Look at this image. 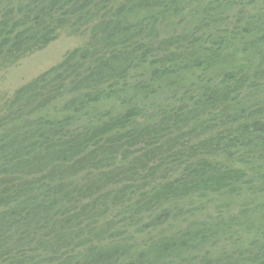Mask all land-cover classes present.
Wrapping results in <instances>:
<instances>
[{"label":"trees","instance_id":"16d2710c","mask_svg":"<svg viewBox=\"0 0 264 264\" xmlns=\"http://www.w3.org/2000/svg\"><path fill=\"white\" fill-rule=\"evenodd\" d=\"M59 33L85 44L0 100V264H264V201L246 215L205 211L264 181L232 164L264 163L257 72L207 74L227 56L264 62V0H0V69ZM163 85L176 105L134 128ZM142 158L169 176L150 183ZM105 162L119 166L80 205L92 187L67 177Z\"/></svg>","mask_w":264,"mask_h":264},{"label":"rangeland","instance_id":"374dc122","mask_svg":"<svg viewBox=\"0 0 264 264\" xmlns=\"http://www.w3.org/2000/svg\"><path fill=\"white\" fill-rule=\"evenodd\" d=\"M85 44L84 40L81 39L78 36H69L64 33H59L57 38L53 40L52 42L48 43L46 46L41 48L40 50H37L31 54H28L22 58H20L16 63L11 65L10 67L6 69H0V100H3L4 98L11 95V93L20 87L21 85L29 82L34 77L39 75L41 72L47 70L51 66L59 63L62 60L63 55L66 51L72 49L75 46ZM227 56V54H226ZM232 60V58L229 59V56H227L226 60L223 61H215L210 64V69L207 71V74L212 77L213 79H217L221 77V74L230 68L234 67L237 70H240V72L243 73H256L254 75L255 78H258L259 80H256L255 83L258 85L259 91L253 92L252 98H262L264 96V73L261 74V71L264 70V62L258 64V58H249L247 60H238L236 64L228 63L226 61ZM234 61V60H232ZM129 80V77H127ZM162 92L158 96L157 101L153 102L154 104L147 107L148 110L141 115H138L135 119V125L134 128L142 129L143 125L145 126H153L159 123L160 120H162V117L165 112L168 111V108H171L176 105V98L172 97L169 89L166 87V85L162 86ZM138 148L135 147L134 151L138 154V156H141L140 152H137ZM135 154V156L137 155ZM133 154H127L126 158L131 160L133 159ZM143 163L145 164L144 167H138L140 169H143V175L147 176V180L150 181H161L163 175L165 174L164 178H167L169 175L167 174V169L165 166L162 165H152L150 163V160L146 158L141 159ZM256 161L251 162H245V160L242 161H236L234 160L232 164L234 167L238 168L239 170H244V172L251 176L255 175L256 173H263L264 163H261V165L257 166ZM91 163V162H90ZM259 163V162H258ZM104 167H95L92 164H89L86 170L81 171L78 174H75V176H68L66 181L68 184H71L73 188H77L80 191L82 190V193H85L87 191V188H92L90 193L88 192L91 197L86 196L85 199L80 200V205H85L87 201H92L96 196H101L103 194L102 187H99V184H96L97 187L92 185V181L97 176L98 173L104 172V171H113L116 168H118L119 164H111L109 162H105L102 164ZM101 166V165H100ZM105 168V169H103ZM257 171V172H256ZM168 176H167V175ZM255 177V176H254ZM64 180V182L66 183ZM109 185H103L104 188L107 190L111 187H116L117 185H114L111 183V181L108 180ZM74 184L75 187L72 185ZM99 187V188H98ZM94 189L96 191H94ZM94 194V195H93ZM194 196V195H193ZM89 198V199H88ZM88 199V200H87ZM188 199H191V197L188 196ZM186 199V200H188ZM192 199H195L192 197ZM86 201V202H85ZM189 201V200H188ZM261 201H264V181L258 180L257 177H255L253 184H250L249 188L244 187L243 191L240 193H234V194H218L215 195L213 198H211V201L207 203L208 207L205 211L210 212H216V210H222L224 212H228L230 214H242L246 215V213H252L253 209L258 208L259 203ZM183 202L186 204L185 200H182L181 203H179V207H184L182 204ZM84 203V204H83ZM102 202L96 203L95 210H98L99 212L102 210L101 208ZM87 205V204H86ZM108 208H104L102 212H100V220L98 222L99 226H103L105 223V218L108 216ZM87 209V208H86ZM258 210V209H257ZM198 214V213H197ZM196 214V215H197ZM191 216L188 217L187 220L185 218L179 217L175 219L173 222L168 221L166 224H164L160 231L163 234H168L171 231H175L177 229L186 228L192 222H198L199 216ZM197 217V218H196ZM157 233V232H156ZM159 234V233H158ZM147 236L145 234L142 235L141 239L146 238Z\"/></svg>","mask_w":264,"mask_h":264}]
</instances>
